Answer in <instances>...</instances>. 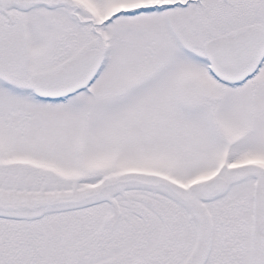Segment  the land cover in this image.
I'll return each instance as SVG.
<instances>
[{
  "label": "snow or ice",
  "instance_id": "obj_1",
  "mask_svg": "<svg viewBox=\"0 0 264 264\" xmlns=\"http://www.w3.org/2000/svg\"><path fill=\"white\" fill-rule=\"evenodd\" d=\"M0 264H264V0H0Z\"/></svg>",
  "mask_w": 264,
  "mask_h": 264
}]
</instances>
